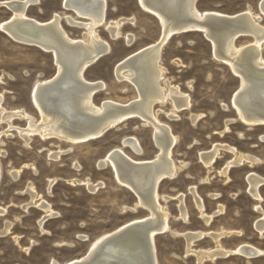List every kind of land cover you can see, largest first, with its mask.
Segmentation results:
<instances>
[{
  "label": "rangeland",
  "instance_id": "rangeland-1",
  "mask_svg": "<svg viewBox=\"0 0 264 264\" xmlns=\"http://www.w3.org/2000/svg\"><path fill=\"white\" fill-rule=\"evenodd\" d=\"M60 1L39 0L38 5L28 7L27 13L39 20H47L53 12L63 11ZM258 1L197 0L196 6L200 10H215L225 14H233L249 6L257 13ZM10 14V9L0 5V22ZM105 14L110 20L119 16L132 18L133 23L125 22L120 31L122 34H133L135 40L127 46L122 34L111 38L103 27H98V33L109 42L110 49L85 70L84 77L106 84V90L94 94L96 104L103 98L122 103L132 101L136 98L135 89L125 81H118L113 69L127 54L157 40L160 23L157 17L144 11L137 0H107ZM260 23H264V19ZM63 25L72 37H79L82 33L80 28ZM250 41V36H239L236 44L243 45ZM262 53L264 56V49ZM161 63L169 84L189 94L191 102L188 109L177 112V116L172 118L168 116L172 109L169 101L154 107L160 110V121L168 124L177 136L176 146L172 150L173 160L178 165L180 162L185 164L174 178L162 180L157 188L161 195L171 197L166 201L160 199L169 212L171 230L179 233L206 232L193 243L195 249L214 247L209 231L216 232L221 228L240 231L241 235L231 234L221 238V245L233 249L247 242L261 250L257 256L246 258L234 254L213 261L205 260L203 264H264V230L259 233L254 227L255 219L261 214L255 206L260 204L259 207L264 211V185L258 188L260 200H254L248 192L245 178L250 171L264 178V141L260 139L264 135V124L248 128L238 120L229 104L230 96L238 86V78L227 64L215 58L212 45L203 33L192 30L172 35L162 47ZM55 74L56 66L50 53L17 42L0 29V93L4 95L3 103L7 109L23 108L38 119L39 114L31 103L30 92L36 80L50 79ZM197 114L199 118L191 121V117ZM229 119L235 120L228 121L227 125L226 120ZM14 125L23 128L26 123L14 120ZM0 132H3V145L0 144V206L7 208L5 216H0V231L5 222L11 223L9 233L0 234V264H51L52 260L60 263L81 257L87 251L90 240L129 219L148 215L149 212L142 207L135 211L125 209L135 203L136 195L115 180L110 167L99 169L96 165L108 150L121 146V139L126 136L136 137L143 149V154L137 156L128 146H123L128 156L150 159L155 155L157 148L151 138V127L143 125L139 118L126 119L107 129L102 136L72 146L55 137L42 140L39 136H33L27 147L16 131H8L5 123L0 124ZM219 143L235 147L237 151L251 154L262 161L254 166L245 162L232 165L226 175L221 174L223 167L233 159L232 153L220 149L209 167L204 166L200 159V153L210 151ZM68 147L71 150L57 160L50 158L46 151V148L53 151L66 150ZM74 163L77 168L73 166ZM28 164L32 167L29 168ZM12 168H22L16 178L8 172ZM53 178L55 183L48 193L47 184ZM86 178L92 183L103 184L91 192L83 183L77 182V179L84 181ZM28 182L35 187L40 199L43 198L39 201H46L55 213L53 217L44 219L41 226L38 221L45 214L42 208L34 204H29L26 210L21 208L31 201L25 190ZM189 187H193L195 195L202 198L203 212L213 215L208 224L203 223ZM180 193L183 195V207L188 213L186 223L179 217L176 204L179 203L177 198ZM220 206L222 210L217 212ZM172 234V231H168L155 236L158 264H198L193 253L185 252L184 238ZM78 235H87L88 239H78Z\"/></svg>",
  "mask_w": 264,
  "mask_h": 264
},
{
  "label": "bare ground",
  "instance_id": "bare-ground-1",
  "mask_svg": "<svg viewBox=\"0 0 264 264\" xmlns=\"http://www.w3.org/2000/svg\"><path fill=\"white\" fill-rule=\"evenodd\" d=\"M196 1L137 0L145 12L153 14L159 20V37L154 42L127 54L116 63L113 69L118 81H125L133 86L136 98L124 103L103 98L98 104L94 102L93 96L96 92L106 90V84L100 80H86L84 77L85 70L110 49L109 42L100 36L97 29L103 27L111 38H117L122 34L120 31L122 24L133 23V19L123 16L107 19L105 14L107 0H61L60 8L63 11L53 12L47 20H39L27 13L28 7L38 5L39 0L0 1V5L11 10L10 16L0 22L1 31L17 42L33 45L43 52L50 53L56 66L55 76L50 79L36 80L30 92L31 103L37 110L39 118L37 119L23 108L7 109L3 103L4 95L0 93V124L5 123L8 131L11 129L16 131L27 147L30 146L29 142L33 136H39L42 140L55 137L72 146L98 138L107 129L126 119L139 118L143 125L151 127V138L157 148V152L150 159L132 158L125 153L123 146H128L137 156L143 154V149L136 137L126 136L121 139V146L108 150L96 164L99 169L110 167L115 180L136 195L135 203L132 206H126L125 209L135 211L142 207L149 212L148 215L129 219L113 230L93 240L89 239V247L81 257L60 263L52 260L51 264H158L155 236L168 231H172V235L179 234L184 238L185 252L193 253L198 264H203L205 260L213 261L216 258L234 254L251 258L261 252L247 242L240 243L233 249L224 248L220 243L221 238L240 234V231L224 228L215 230L216 232H208L215 243L214 247L195 249L192 247L193 243L203 237L206 232L199 230L179 233L171 230L169 212L166 205L163 206L160 202L161 198L166 201L170 196L161 195L158 192L159 183L164 179L174 178L185 164L180 162L178 165L173 160L172 150L177 143V136L173 134L168 124L160 121L158 117L160 110L154 107L169 101L172 109L168 116L172 118L177 112L188 109L191 103L189 94L181 92L177 86L170 85L164 75L165 69L161 63L162 47L172 35L192 30L203 33L212 45L215 58L227 64L238 78V86L230 96L229 103L236 112L238 120L248 128L264 124V56L262 53L264 23H260V20L264 19V0L258 1L259 12L257 13L248 6L233 14L200 10L196 6ZM63 23L69 27L82 29L81 35L70 36ZM239 36H250L251 41L237 45L236 40ZM122 37L127 46L135 40V36L131 33H123ZM221 104L226 108L224 103ZM198 118V114L194 115L191 121L194 122ZM14 120H23L26 126L23 128L15 126ZM234 120H226V124ZM3 132H0V144L3 143L1 138ZM260 139L264 141V135L260 136ZM220 149L234 155L233 159L225 163L226 165L220 171L224 175L232 165L245 162L249 166H254L260 161L256 156L241 153L235 147L219 143L210 151L200 153L203 165L211 166ZM70 150L71 147L53 151L46 148L48 156L53 160H57L63 153ZM73 166L78 167L75 163ZM21 171L22 168H12L8 172L16 178ZM1 178L0 162V183ZM245 178L248 192L254 200L255 198L260 200L258 188L264 185V178L251 171ZM54 180L55 178L48 181L46 188L48 193L55 183ZM77 182L83 183L91 192L96 191L103 184V182L92 183L89 179L84 181L77 179ZM25 190L31 201L21 208L26 210L29 204L42 208L45 214L40 220L38 218V224L41 226L44 219L53 217L55 213L46 201H39L40 196L31 183ZM189 191L194 196L203 223L208 224L213 215L203 212L202 198L197 197L198 194L195 195L194 188L189 187ZM177 199L179 200V203H176L180 212L179 217L183 223H186L188 213L183 207V195L180 193ZM259 205L255 206V209L261 214L255 219L254 227L261 233L264 230V211ZM6 209L0 206V216L4 215ZM221 210L220 206L217 212ZM10 227L11 223L5 222L0 234L9 233ZM77 238L87 240L88 236L78 235ZM68 245L73 246V244Z\"/></svg>",
  "mask_w": 264,
  "mask_h": 264
}]
</instances>
